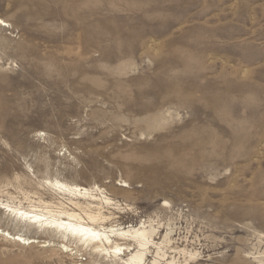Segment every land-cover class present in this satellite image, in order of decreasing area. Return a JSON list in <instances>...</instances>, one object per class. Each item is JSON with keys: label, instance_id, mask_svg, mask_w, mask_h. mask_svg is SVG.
Wrapping results in <instances>:
<instances>
[{"label": "rangeland", "instance_id": "rangeland-1", "mask_svg": "<svg viewBox=\"0 0 264 264\" xmlns=\"http://www.w3.org/2000/svg\"><path fill=\"white\" fill-rule=\"evenodd\" d=\"M0 19L1 203L97 186L106 226L151 220L177 264H258L264 0H0ZM59 245L0 205V264H114Z\"/></svg>", "mask_w": 264, "mask_h": 264}, {"label": "bare ground", "instance_id": "bare-ground-1", "mask_svg": "<svg viewBox=\"0 0 264 264\" xmlns=\"http://www.w3.org/2000/svg\"><path fill=\"white\" fill-rule=\"evenodd\" d=\"M0 27H7L1 19ZM46 183L55 192L67 195L70 207L59 204L55 210H52L49 209V204L40 202L43 205V211H37L35 207L25 209L1 202L0 205L9 212V216L17 224L23 221L28 228L34 227L58 235L61 240L59 248L65 252H72L74 249L84 250L92 256L105 257L114 264L117 262L120 264H177L175 257L166 254V247L170 243L168 235H165L160 242H155L157 231L151 224V220L147 224L141 223L139 226L127 228L119 225H105L113 217L111 210H119L120 205L104 190L97 186L69 185L58 180H47ZM121 187L127 186L123 184ZM3 236L19 244L33 243L20 236L11 237L8 233ZM46 246L48 244H44L43 247ZM180 252L185 253L183 250ZM185 254L189 259L198 256L196 252ZM253 259L258 264H264L262 254Z\"/></svg>", "mask_w": 264, "mask_h": 264}]
</instances>
